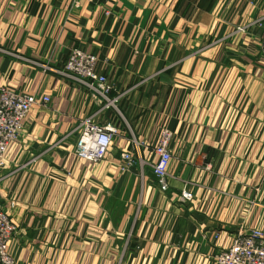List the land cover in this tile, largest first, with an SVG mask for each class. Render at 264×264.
<instances>
[{
    "label": "crops",
    "instance_id": "0c3cea01",
    "mask_svg": "<svg viewBox=\"0 0 264 264\" xmlns=\"http://www.w3.org/2000/svg\"><path fill=\"white\" fill-rule=\"evenodd\" d=\"M263 17L264 0H0L13 53L0 51V87L51 97L0 166L18 264H218L236 233L264 232ZM73 48L98 57L117 109L56 71ZM89 115L118 129L99 162L74 153ZM126 151L136 163L124 170Z\"/></svg>",
    "mask_w": 264,
    "mask_h": 264
},
{
    "label": "built area",
    "instance_id": "2783aa9c",
    "mask_svg": "<svg viewBox=\"0 0 264 264\" xmlns=\"http://www.w3.org/2000/svg\"><path fill=\"white\" fill-rule=\"evenodd\" d=\"M254 23L263 26L264 17ZM252 23V24H254ZM244 27H239L242 30ZM0 36V51L8 52L2 47ZM47 68V67H46ZM58 73L83 84L90 92L97 96L103 109H117L120 95L112 96L113 83L98 69V57L81 48H73L68 60ZM51 97L42 93H24L0 87V166H5V156L10 145L19 140L24 122L34 105H49ZM78 138L74 153L80 158L91 162H99L106 159L109 149L114 141L118 129L115 125L100 124L95 115H89L80 120L78 126ZM174 133L169 128H163L155 146L158 156L153 165V171L158 177L161 191H167L170 187L168 166L172 159L170 148ZM33 162L36 161L34 157ZM122 169H131L136 163L132 152L122 154ZM194 199L193 192L188 185L182 190L181 200L191 202ZM17 225L0 203V264H18L8 251L9 241L17 233ZM218 235L216 234V237ZM218 264H264V232L261 230L239 231L233 237L232 243L227 248H222L216 255Z\"/></svg>",
    "mask_w": 264,
    "mask_h": 264
}]
</instances>
